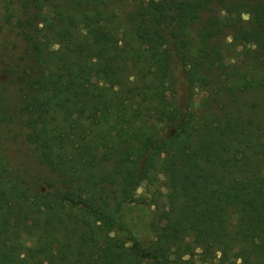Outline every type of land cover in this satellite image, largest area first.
<instances>
[{"label":"trees","instance_id":"obj_1","mask_svg":"<svg viewBox=\"0 0 264 264\" xmlns=\"http://www.w3.org/2000/svg\"><path fill=\"white\" fill-rule=\"evenodd\" d=\"M0 264H264V0H0Z\"/></svg>","mask_w":264,"mask_h":264},{"label":"rangeland","instance_id":"obj_2","mask_svg":"<svg viewBox=\"0 0 264 264\" xmlns=\"http://www.w3.org/2000/svg\"><path fill=\"white\" fill-rule=\"evenodd\" d=\"M124 211L132 234L137 235L143 242H150L153 238L150 228L153 206L138 203L127 206Z\"/></svg>","mask_w":264,"mask_h":264}]
</instances>
